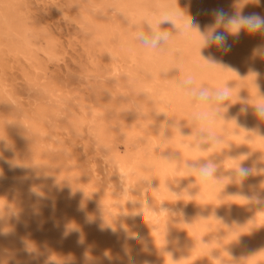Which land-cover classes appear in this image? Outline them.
<instances>
[{
    "label": "rangeland",
    "instance_id": "1",
    "mask_svg": "<svg viewBox=\"0 0 264 264\" xmlns=\"http://www.w3.org/2000/svg\"><path fill=\"white\" fill-rule=\"evenodd\" d=\"M167 2L168 0H0V153L15 158L14 161L21 163L23 171L28 174H33L35 170L36 176H44L45 187H54L47 197L50 204L60 192L63 191V197L69 192L74 197L71 203L76 202L72 218L77 220V215L83 213L78 220L88 222L91 220L88 216H92L99 223L94 232V237L98 238L104 234L103 227L114 222L122 223V215L115 213L114 218L110 219L108 209H105L102 216L89 213L99 203L102 206L108 204L111 190L100 184L97 185L98 191L92 195L80 183L81 180L94 177V163L98 168H104L105 155L111 160L115 180L119 173V161L135 167L133 176L138 184L135 192L137 200L141 202L139 206L158 208L161 198L168 199L172 204L180 203L176 210L167 213L164 218V230L156 238L159 249L153 253H144L146 259H152L156 264H161L160 259L156 260L160 251L165 252L168 257H164V264H264V219L262 221L257 217V207L260 204L249 203L234 196L237 193L248 196L260 194L264 198V173L250 176L242 187L229 183L225 178L232 174L231 169L240 160L245 159L240 157L242 155L247 156L242 161L245 166L264 168V139L243 130L259 127L264 133V122L255 118L250 105L248 114H241L240 109L244 105L238 100L239 97L248 99L250 104L264 103V99L260 97L264 96V57L253 55L254 48L264 45V35L247 36L242 33L238 41L229 37L232 51L228 55H222L215 48L204 50L205 55L211 51L237 68L243 79L232 72L207 66L198 55L200 41L195 32L174 34L164 48L148 51L133 39L134 31L143 26L142 18L145 15L158 12ZM232 3L233 0H179L181 8L189 9L196 16L201 30L211 22L209 10L223 7L231 12ZM253 11L264 16V0H260L259 5H247L244 14ZM161 27L175 33L169 23ZM115 64L118 70L114 69ZM250 67L260 73L256 80L253 75H248ZM186 74H195L197 83L209 88L222 87L226 82L229 87L236 84L225 120L217 119L206 125L214 136L222 138V143L213 144L205 152L194 153L188 147L194 143L195 132L198 130L195 113L173 87V81L183 79ZM10 91L15 93L16 101L10 99ZM116 95L124 100L113 103V106L108 101L115 100ZM137 95L153 99L156 105H159L160 98H164L165 108L171 115L168 122L171 125L180 122L184 136L174 135L176 131L173 129L172 133L165 134L159 149L149 146L145 142L149 137V129L143 124V111L138 113L139 118L138 114L134 117L135 111L139 112V109L137 110L136 104H131L134 101L131 98L135 99ZM132 107L134 110H131ZM165 108H162V113L166 112ZM233 116L239 117L241 128H237L235 122L231 121ZM32 130L38 136L42 131H47L53 138L55 147L47 150L42 144L33 141V137L26 134ZM12 143H17L15 148ZM207 147L208 145H202L204 150ZM169 156L177 158L176 163H169L164 159ZM210 156L220 164L216 173L218 179L206 186L193 187L195 178L187 177L184 162L207 159ZM47 161L51 164H47ZM41 167L45 172H41L43 168L40 171ZM162 169H176L182 174H168L169 170L163 172ZM174 175L182 180L181 185L175 184ZM142 184L149 185L151 191L148 204L142 196ZM11 189L18 192L17 197L22 196L19 194L21 190L17 191L14 187ZM62 193L57 200L60 201ZM186 200H189L187 204ZM130 205L135 209L136 204ZM78 208L86 210L87 214L76 210ZM31 212L28 211V217ZM32 215L30 218H33ZM128 218L129 221L121 228L146 232L151 241L148 245L152 249L155 237L147 229L150 228L149 225H144L141 220L135 224L133 213ZM70 229L67 231L69 235L81 232ZM28 231L26 234L34 232L32 229ZM35 234L38 237L41 233ZM81 234L85 236V231ZM87 234L85 237H89ZM30 237L24 239L26 242H22L25 244L20 243L23 245L17 250L29 247ZM32 238L35 239V235ZM40 242L39 239L38 243ZM10 247L0 244V256L12 255L14 251L11 252ZM100 248L96 247V255L102 253L103 249ZM170 248H174L173 251ZM117 253L121 259L118 264L127 262L124 250ZM60 262L66 263L62 259Z\"/></svg>",
    "mask_w": 264,
    "mask_h": 264
},
{
    "label": "bare ground",
    "instance_id": "2",
    "mask_svg": "<svg viewBox=\"0 0 264 264\" xmlns=\"http://www.w3.org/2000/svg\"><path fill=\"white\" fill-rule=\"evenodd\" d=\"M114 69L118 70V66L116 64H115ZM89 80H90V78H89ZM95 82H96V80H95ZM147 87H149V86H147ZM71 88H72V86H71ZM52 93H54V92H52ZM134 94H136V93H134ZM9 95H10V99L15 100V101L17 100V97L13 91H10ZM119 95L118 96L116 95L117 98L114 97L115 100L112 99V101L111 102L108 101V103H110L114 106L115 104H113V103L117 104V102L124 100V98H121V96H119ZM102 97L103 96H101V101H102ZM128 98H131V96ZM93 99H95V97H93ZM131 99L134 100L133 102L131 101V104L132 103L136 104L137 110L139 109V112L135 111L134 117H136L138 113H142V111L145 115V118H144L145 122L143 124H146V126L149 129V133H147V134H149V137H148V135H146L148 138L146 139L145 142L147 144H149V146H152L153 149H156V148L159 149L158 146H160L161 142L164 141L165 134L168 132L172 133V131L174 129L172 127L171 123L168 122V121H170L169 118L171 115L169 116L170 111L165 108L166 100L164 98H160L159 99V101H160L159 105H156L154 103L153 99H151V98L149 99V98H146L145 96L143 97L141 95H139V96L137 95L135 97V99H133V98H131ZM66 105H64V106H66ZM86 105H88V104L86 103ZM112 107H111V109H113ZM133 107H132V109L131 108L130 109L134 110ZM142 107H143V109H141ZM99 108L101 109V106ZM162 108H165L166 112L162 113L161 112ZM127 110H129V108ZM135 110H136V108H135ZM120 111H121V109H120ZM0 113H1V111H0ZM114 113H115V111H114ZM123 113L125 114V111ZM119 114L121 115L122 113L119 112ZM139 116H140V114H138V118H139ZM11 117H14V115H12ZM142 117H144V116H142ZM113 121H114V119H113ZM135 121H137V120H135ZM140 123H141V121H140ZM141 126H143V125H141ZM146 126L144 125L143 127H146ZM144 130H145V128H144ZM146 131H147V128H146ZM146 131H145V133H146ZM174 133H175L174 135H178V134H176V132H174ZM26 134L33 137V139H34L33 141H35L38 144L39 143L42 144L44 146V148L47 150H51L52 148L55 147L54 140H53V138H51L50 134L47 131H42L40 136H38L36 131H34V130H32L31 132H28ZM189 141H190V139H189ZM12 144L14 145V143H12ZM15 145L13 146L14 148H15ZM172 145L175 146V144H172ZM20 147L21 146H19V148ZM36 147H38V146L36 145ZM7 148H8V146H7ZM40 149H41V146H40ZM1 150L2 149H0V151ZM3 151H4V149H3ZM13 151H14V149L12 151L10 150V152H13ZM54 153H55V150H54ZM10 155H13V154H10ZM16 156H18V155L16 154ZM24 157H26V156H24ZM36 157H37V155H36ZM104 157H105L104 168L100 169L96 166V163H94V169H93V176L94 177L92 179L88 178V177L84 178L83 180H81L82 182H80V183H82V185L85 187V189H89L91 191L90 194H92V195H94L98 191L99 186H97V185L103 184V186L106 185L107 188L109 187L111 190V194L109 195L110 197H109V200L107 201L108 204L102 203L103 204V206H102L99 203L96 205V207H94V208L91 207L94 210L91 211V209H90L89 213H92V214L95 213L97 216L98 215L102 216L103 212H105L108 209L107 211H109L108 213L110 215L109 216L110 219L114 218L113 214L121 213L123 222L122 223L116 222V224H114L115 223L114 222L112 225H109V226L107 225L105 228L103 227V233L104 234L100 235V237L98 238L96 236L94 237V232H96L95 227L99 223H97V221H95L92 216L86 215L87 214L86 210L84 211L83 209H79V208L76 209L79 211L82 210V212L86 213L85 215L90 217V219H91L90 221L85 222L84 220L82 221V219H80L81 221L78 220L79 218H81V215H83L82 212H81L82 213L81 215L80 214L77 215V213H75L77 216H79V217H77L78 219L76 218L77 220H74L72 218L73 214L75 212L74 211L75 210L74 205H76V202H75V204H73V202L71 203V199H73L74 197L72 198L71 195H69L70 194L69 192L66 194L64 193L65 195L63 197V193H62L63 191L60 192V190H59L58 192H60V194L62 193V197H61L60 201L57 200V198H59V196H60V194L57 192V194H59V195L56 194L57 196L54 197L56 200L53 199L54 200L53 203L50 204L49 203L50 201H49V199H47V197H48V193H51L50 189L54 188V187H52V185L50 186L49 184H48L49 186L45 187V185L43 184L44 176H42V177L36 176V174H35L36 172L34 169L33 170L35 173L32 172L33 174H28L27 171H23V167L20 165L21 163H16L14 161L15 158L13 159V157L8 156V154L6 155V153L5 154L0 153V244L1 245L3 244L6 247L11 246L9 249H12L11 252L14 251V252H12V255H8V254L6 255L5 254L6 256H0V264H8L9 262L10 263L12 262V264H61V262H60L61 259H62V261L65 260V262H66L65 264H73L74 262L76 264H118V263H120L121 259L119 258L120 254L117 252H120L123 250L125 251L126 249L128 251H130V253L133 257H135L137 264H141V262L144 260H149V261H151V264H156V262L153 261L152 259L151 260L146 259L147 257H146V255H145L146 258L144 257V253L148 252V251H149L148 253H151V252L153 253L156 249H159L158 247L160 245L157 242L156 238L158 236H161V234L164 230V228H163L164 227V218H165L167 213L176 210V208L178 206H180V203L172 204L168 199L161 198L159 201L160 205L158 208H152L148 205L139 206L138 204L141 202L137 200L136 192H135V189L137 188L138 184H137V180L133 176L135 173V171H134L135 167L127 165V163L125 164V163L119 161L118 166H117L119 173H118V177L115 180L113 177V175H114L113 167L110 166L111 160H110L109 156H107V155H105ZM39 158H40V156H39ZM30 162H28V163H30ZM44 162H45V160H44ZM31 163H33V162H31ZM48 163H50V162L47 161V164ZM36 166H38V165H36ZM109 167L111 168V170ZM38 168H40V167H38ZM42 168L43 167H41L40 171L42 170ZM229 168L231 169V167H229ZM31 169H32V167H31ZM168 170L169 169H162L163 172H167ZM41 172H45L44 168H43V171H41ZM61 172H62V169H61ZM174 172H177L178 174H182L181 172L177 171L176 169H172L171 171L169 170L168 174H171ZM174 177H175V175H174ZM106 178H107V180H105ZM175 184L181 185L182 180L175 177ZM79 186H80V184H79ZM79 186H78V188H79ZM11 187H14V189L17 191L21 190L22 193L19 192V194H22V196L17 197L18 192H15L14 190H12ZM68 187H70V186H68ZM36 189H39V190H36ZM68 189H69V191L71 190L70 188H68ZM72 189H74V188H72ZM142 191H143L142 196H143L144 202L146 204H148L147 201L149 200V196L151 195L149 185L142 184ZM76 194H78V193H76ZM49 198H51V197H49ZM82 198H83V196H82ZM188 201L189 200L185 201L186 204L188 203ZM131 203L136 204L135 209H133V206H131V205L129 206V204H131ZM141 207H143V208H141ZM161 208L168 209L169 212L161 211ZM28 211H32L29 214H30V217H31V214H33L34 215V216L32 215L33 218H30L27 216ZM261 211H264V204H260L257 207V217L259 220L263 221L264 212H261ZM14 212L16 214H14ZM76 212H78V211H76ZM131 213H136V215L134 216L135 224L141 220V223H143L144 225H149L150 228H147V229L150 230V233H153V237H155L154 238L155 244L153 245L152 249H151V246L148 245L149 242L151 244V241L149 239V235L146 232H142V231L137 232L138 229H137V231H135L133 229H129L128 231L139 233V235L141 237H143V240H144L143 245L139 241H126L125 240V236H126L125 229H127V228L126 227L121 228V227L124 226L126 221H129L128 217ZM70 227H71V229H70ZM68 228L70 229V231L73 229L74 231H76V230L81 231L80 233L83 232V234L85 231V236L88 233L87 236H89V237H85L82 234H81L82 235L81 236L80 233L77 234L78 232L76 234L73 233V234L69 235V233L67 232V231H69ZM29 229H32L34 232L26 234V232H29L28 231ZM121 229L123 231H121ZM39 231L41 234L39 233ZM48 231H51V232H48ZM112 231H116V232L112 233ZM36 232L38 233V235L40 234L38 237H36L37 236V234H35ZM110 233H112L113 235ZM33 235H35V239L32 238ZM28 236L29 237L31 236L29 238V241H30L29 245L30 246L26 247V249L27 248L28 249L26 250V249L21 248L20 250H17L18 247H21L23 244H25L22 241H24V239L28 238ZM37 238L40 239V241H41L40 243H38L39 239L37 240ZM24 242H26V240ZM20 243H23V244H20ZM167 244H169V243H167ZM2 247L3 246H1V248ZM96 247H101L103 249V250H101L102 253L100 252L98 255H96L95 254ZM167 247L168 246H166V249H168ZM5 249H7V248H5ZM166 249H165V251H166ZM172 249H174V248H172ZM7 252H8V250H7ZM9 252H10V250H9ZM2 253H4V251ZM0 254H1V252H0ZM172 254L175 255V253H172ZM164 257H167L166 253L163 251H160L159 255L156 256V260L160 259L159 261H161V264H164V261H163ZM51 259H53L54 261H50ZM55 259L60 260V261L59 262L55 261ZM122 259H124V258H122ZM173 259H175V258H173ZM125 260H127V259H125ZM154 260H155V257H154ZM62 264H63V262H62ZM124 264H127V262L124 261Z\"/></svg>",
    "mask_w": 264,
    "mask_h": 264
},
{
    "label": "clouds",
    "instance_id": "3",
    "mask_svg": "<svg viewBox=\"0 0 264 264\" xmlns=\"http://www.w3.org/2000/svg\"><path fill=\"white\" fill-rule=\"evenodd\" d=\"M259 3L260 0H233L231 12L226 11L223 7L211 9L208 12L211 16V22L204 26V30H201L198 19L190 13L189 9L181 8L179 6V0H168L167 3L159 8L158 12L145 15L142 18L143 26L134 31L133 39L139 42L144 49L148 51H157L168 45L174 34L195 32L200 41L198 47L200 59L209 67L232 72L241 78L237 68L226 63L223 59L218 58L211 51H208L207 55H205L204 50L215 48L222 55H228L232 51V44L228 42L229 37L238 41L242 33L247 36H255L257 34L264 35V16L255 11L244 14V9L247 5H259ZM165 23L171 24L175 29V33L162 29L161 25ZM253 55L264 57V45H259L254 48ZM248 75H253L256 80L260 73L255 68L250 67L248 69ZM173 87L178 96H180L195 113V122L198 130L195 132L194 143L188 145L189 149L194 153H200L208 151L213 144L222 143V138L214 136L206 125L214 123L217 119L225 120L224 116L228 112L229 106L232 104L231 98L236 84L229 87L228 82H226L222 87L209 88L198 84L195 74H186L183 79L173 81ZM260 97L264 99V96L260 95ZM238 100L244 105L240 109L241 114L246 116L248 114V106L250 105L253 109L255 118L264 122V103L250 104L248 99H240L239 97ZM238 119V116H233L231 121L235 122L237 128H241L242 126L238 123ZM172 127L178 135L184 136L182 134L180 122L172 125ZM243 130L247 133H251L253 136L264 139V133L261 132L259 127L251 129L243 128ZM202 145H208L207 149H202ZM211 157L212 156L207 159H194L191 162H184L183 167L186 170L187 177L195 178L192 184L193 187L199 188L206 186L212 180L218 179L216 173L220 164ZM240 157H245V159H247L245 155ZM239 158L229 159L237 160ZM164 159L173 164L177 161V159L172 156L164 157ZM245 159L240 160L235 168L232 169V174L225 177L230 181L229 183H235L242 187L250 176L264 173V168L245 166L242 163ZM234 196L241 197L249 201V203L264 204V198H262L260 194L248 196L237 193ZM161 211L169 212V210L165 208H161ZM135 215L136 213H133V216ZM125 232L126 241H139L142 245L144 244L143 237H141L139 233L129 232L127 229H125ZM125 255L127 257V264H137L135 257H133L127 249L125 250ZM141 264H151V261L144 260Z\"/></svg>",
    "mask_w": 264,
    "mask_h": 264
}]
</instances>
